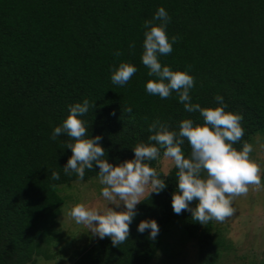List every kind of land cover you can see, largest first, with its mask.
I'll list each match as a JSON object with an SVG mask.
<instances>
[{"label":"trees","instance_id":"obj_1","mask_svg":"<svg viewBox=\"0 0 264 264\" xmlns=\"http://www.w3.org/2000/svg\"><path fill=\"white\" fill-rule=\"evenodd\" d=\"M159 7L170 17L169 41L179 39L158 59L194 78L191 102L217 107L219 95L226 112L243 116L244 135L233 145L237 151L264 130V0H0V264L50 257L47 246L55 239L62 202L56 186L80 180L63 171L72 140L66 134L51 139L70 106L90 102L79 118L89 138L101 136L113 166L134 159L138 144H155L148 137L156 121L174 131L184 119L203 125L200 113L184 110L177 93L161 99L146 91V83L158 78L148 75L141 59L144 33L150 30L145 21L158 26L153 17ZM120 63L137 69L123 87L111 81ZM181 147L187 158L190 145L185 141ZM147 163L166 188L136 205L128 240L114 247L109 237L97 238L70 264H149L174 217L195 241L196 264L215 263L219 242L210 232L211 221L201 225L190 211L177 215L171 207L178 169L172 164L165 177L156 160ZM53 171L59 180L51 179ZM98 171L93 164L84 179L98 177ZM142 220L157 222L154 241L150 230L137 231Z\"/></svg>","mask_w":264,"mask_h":264},{"label":"clouds","instance_id":"obj_2","mask_svg":"<svg viewBox=\"0 0 264 264\" xmlns=\"http://www.w3.org/2000/svg\"><path fill=\"white\" fill-rule=\"evenodd\" d=\"M153 20L160 21L153 25L151 20L145 21V27L150 30L144 33L142 63L149 69L148 75L157 80L146 83V91L161 99L169 98L173 92L178 94L179 101L188 113H200L203 125H193L191 119L179 123V130H169L159 121L149 127L153 133L148 137L155 144H138L133 148L134 159L126 160L118 166H113L105 159V149L100 146L101 136L88 137V128L79 117L85 115L90 108V102L84 100L69 108V114L61 126L53 130L51 139L66 134L71 143L66 148L71 150V156L63 166L66 175L75 173L82 181L85 170H92L93 164L99 168L98 182L102 185L100 195L108 202L101 210L78 203L67 212L68 217L78 225H83L100 239L109 237L114 247L124 243L129 238V225L136 213V205L149 198L150 194H159L166 188L165 181L160 179L157 170L149 165L156 160L163 149V156L172 161L178 169V191L172 194L171 207L177 215L190 211L192 219L201 225L211 220L223 223L235 213L232 202L236 197L247 195L250 186L261 187V168L250 158L253 146L245 142L242 150L237 151L233 145L244 135L241 126L243 116L225 111L222 96L215 100L220 106L201 107L191 102L190 89L194 86V78L183 71H173L168 66H162L159 56H166L173 50L172 45L179 39L173 36L171 42L166 33L170 17L163 7H159ZM131 49L135 44L130 45ZM116 56L122 55L120 51ZM137 69L129 63H120L112 75L114 85L125 86L136 73ZM95 108V105H91ZM131 112V109H126ZM188 142L190 155L186 158L182 145ZM165 177L168 174L163 175ZM53 181L60 179V174L53 171ZM198 201L195 208H190L192 201ZM124 210L116 211L109 204ZM149 231V239L155 240L159 227L155 220H142L137 226L139 233Z\"/></svg>","mask_w":264,"mask_h":264},{"label":"rangeland","instance_id":"obj_3","mask_svg":"<svg viewBox=\"0 0 264 264\" xmlns=\"http://www.w3.org/2000/svg\"><path fill=\"white\" fill-rule=\"evenodd\" d=\"M250 158L260 165L261 187L250 186L247 195L232 202L233 216L223 223L211 220L210 232L218 240V255L214 264H262L264 258V130L253 134ZM163 149L156 159V167L165 174L172 161L163 156ZM102 185L98 177L57 185L62 199L56 217L55 239L47 246L48 259L35 257L27 264H70L77 251L92 243L86 227L78 225L67 212L78 203L103 210L108 202L100 195ZM116 211L124 210L121 203ZM196 244L184 234L177 217L171 218L163 231L158 249L149 264H196Z\"/></svg>","mask_w":264,"mask_h":264},{"label":"crops","instance_id":"obj_4","mask_svg":"<svg viewBox=\"0 0 264 264\" xmlns=\"http://www.w3.org/2000/svg\"><path fill=\"white\" fill-rule=\"evenodd\" d=\"M86 232H87L88 239H91V240L93 239L92 242L95 241L97 238H99L98 236L93 235L90 230L86 229Z\"/></svg>","mask_w":264,"mask_h":264}]
</instances>
